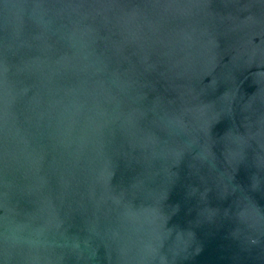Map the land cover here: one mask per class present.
I'll list each match as a JSON object with an SVG mask.
<instances>
[{
	"label": "water",
	"instance_id": "1",
	"mask_svg": "<svg viewBox=\"0 0 264 264\" xmlns=\"http://www.w3.org/2000/svg\"><path fill=\"white\" fill-rule=\"evenodd\" d=\"M0 264H264V0H0Z\"/></svg>",
	"mask_w": 264,
	"mask_h": 264
}]
</instances>
